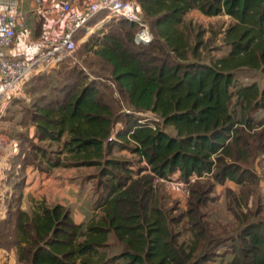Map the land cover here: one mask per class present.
<instances>
[{
	"label": "trees",
	"instance_id": "1",
	"mask_svg": "<svg viewBox=\"0 0 264 264\" xmlns=\"http://www.w3.org/2000/svg\"><path fill=\"white\" fill-rule=\"evenodd\" d=\"M132 1L151 44L135 43L136 23L110 21L90 35L82 64L56 67L25 86L31 98L21 99L29 105H20L18 125L26 132L11 159L0 250H15L19 264H264L259 203L242 210L234 202V228L215 225L205 212L213 182L242 186L245 202L256 192L258 177L241 163L264 152V0ZM193 11L233 20L223 33L226 55L199 61L202 32L186 22ZM242 75H258L263 85L243 84ZM115 148L146 166L134 170L133 162L112 158ZM83 167L100 169L99 216L78 225L61 205L23 208L30 169ZM173 179L190 186L188 208L177 215L158 189V181ZM113 241L120 252L108 257Z\"/></svg>",
	"mask_w": 264,
	"mask_h": 264
},
{
	"label": "built area",
	"instance_id": "2",
	"mask_svg": "<svg viewBox=\"0 0 264 264\" xmlns=\"http://www.w3.org/2000/svg\"><path fill=\"white\" fill-rule=\"evenodd\" d=\"M22 2L0 0V220L6 218L8 202L12 196L8 183L11 159L19 152L18 141L5 128L4 119L11 104L25 98V86L62 62L75 59L79 44L76 37L85 28L88 30L87 36L94 33V28L87 26L100 14L106 16L95 27H102L112 20L126 19L139 27L135 36L136 44L149 45L154 39L132 0H91L85 8L69 2L48 5L46 0H35L34 14L49 21L59 18L63 28L58 32L46 31L34 39L33 31L28 26L27 14L22 10ZM21 33L29 40L22 53L13 57L9 50ZM196 180L197 176L190 179L191 183ZM161 181L165 184L173 182ZM177 186L184 189L182 183Z\"/></svg>",
	"mask_w": 264,
	"mask_h": 264
},
{
	"label": "rangeland",
	"instance_id": "3",
	"mask_svg": "<svg viewBox=\"0 0 264 264\" xmlns=\"http://www.w3.org/2000/svg\"><path fill=\"white\" fill-rule=\"evenodd\" d=\"M112 21L117 22L119 20ZM186 22L188 24H192L195 30L197 28L200 30V32H202V40L204 46L199 52L200 62L209 63L212 58H221L229 52V49L223 45V33L229 27V25L233 23V20L231 18H229L228 16L209 18L203 16L198 11H193L187 15ZM103 27L104 25L102 27H94V33H92L91 35L99 33V31H101ZM86 34H88L87 29L84 30L79 36L78 50L75 55V59L62 62L59 67L56 68V70H65L74 66H79V64L83 63L81 61L82 59L80 58L82 54L85 53V44L89 41L90 38V36H87ZM193 44H195L194 38ZM84 58L85 55H83V59ZM240 81L243 84H252L254 82H257L258 84L263 85V81L258 75H250V78H246V75H242ZM29 88L30 86L26 88L25 100H29L31 98L30 94L27 92ZM114 97L117 101L120 100L118 101L120 102V106L128 108L125 102L122 103L120 95L115 93ZM15 102L19 103H17L16 106L10 108L7 117L5 118L4 126L7 131L18 140L19 146L20 134L26 132L22 127L18 125L19 120L21 119V115L19 114L20 105H29V102L24 100H16ZM142 116L146 120H155V117L151 114H143ZM121 128H123V125L119 124L117 126V129L119 130ZM166 131L175 135L174 129L171 127H168ZM112 158L133 162L134 170H138L139 167L142 168L146 166L145 163H140L138 157L133 156L129 151H121L119 150V148H115L113 150ZM241 166L243 168H249L258 177V184L255 189L256 192L250 194L249 202H245L242 194V186H238L237 184H234L230 181H227L225 184H218L213 182V184H215V187L212 195L210 196L214 203H210L208 206L209 208L207 210L205 209V212L208 216L210 215V220L215 225L228 226L230 228L238 227V223H236L234 216L229 211L230 206L234 205V202L240 203L242 210H245L247 205L248 209L256 208L258 203L264 208V152L252 155L250 157L249 163L245 165L241 163ZM34 171L37 170H29V172L27 173L28 178L29 175L32 178L33 174L35 173ZM69 175H71L69 179H71L70 182L72 183V185L77 187L79 186L80 189V197H77L76 195V198L74 200L76 201V203L71 206L72 210H69L71 211V213L83 218L85 222L83 224H87L92 218L100 215L98 212H95L93 210V205L99 195L97 184L101 179L100 169L83 167L80 169H74L73 171L69 172ZM172 181L173 182L169 184H165V182L161 180L158 181V189L160 190L163 197H166L167 207L169 206L171 208H177V210L174 211V215H177L180 212H184L188 208L190 186L189 184L182 183L184 185V189L186 190L185 191L184 189H181L179 186H177V184H181V182L176 181V179H173ZM202 181H207V178H204ZM29 187L26 184L22 192L23 207L28 211L32 209L34 202L36 201V198H38V196H47L36 195V193L32 192V189H30ZM48 196L50 198L49 206L56 205L57 202L62 201V199L54 200L51 195ZM187 238L189 237L187 236ZM105 252L108 257H112L113 255L119 254L120 250L113 241L111 247L108 250H105Z\"/></svg>",
	"mask_w": 264,
	"mask_h": 264
},
{
	"label": "crops",
	"instance_id": "4",
	"mask_svg": "<svg viewBox=\"0 0 264 264\" xmlns=\"http://www.w3.org/2000/svg\"><path fill=\"white\" fill-rule=\"evenodd\" d=\"M61 2L77 4L80 7L85 8L91 2V0H46V4L48 5H58ZM21 6L22 10L27 14L28 26L33 31L34 39L42 36L44 33H46V31L52 30L53 32H58L63 28L62 20L59 18L49 21L47 18L36 16L34 14L35 0H23ZM28 40L29 38L24 34H19L14 46H12V48L9 50V54L13 57L19 56V54H21L25 48ZM73 170L74 169L58 168L54 169L48 174L34 171L35 173L33 174L32 178L30 175L29 178L27 176L26 184L28 187L30 185L29 188L32 189V192L36 193V195H47L42 197L38 196L35 202L45 201L47 205H50V198L48 195H51L54 200L62 199V201L57 202L56 205L58 204L72 210L71 206L76 203V201H74L76 195L77 197H80L79 186L77 187L72 185L70 182L71 179H69L71 176L69 175V172ZM72 217L75 223L78 225L85 223L83 218L77 216L76 214L72 213ZM0 264H19L17 261L16 251L14 250L8 252L5 250H0Z\"/></svg>",
	"mask_w": 264,
	"mask_h": 264
}]
</instances>
